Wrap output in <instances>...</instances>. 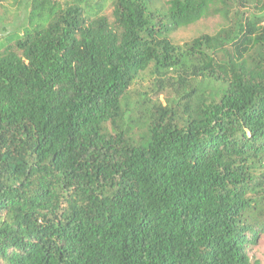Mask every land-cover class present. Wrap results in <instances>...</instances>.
Listing matches in <instances>:
<instances>
[{
	"label": "trees",
	"instance_id": "obj_1",
	"mask_svg": "<svg viewBox=\"0 0 264 264\" xmlns=\"http://www.w3.org/2000/svg\"><path fill=\"white\" fill-rule=\"evenodd\" d=\"M22 3L0 42V264H263L264 0Z\"/></svg>",
	"mask_w": 264,
	"mask_h": 264
},
{
	"label": "rangeland",
	"instance_id": "obj_2",
	"mask_svg": "<svg viewBox=\"0 0 264 264\" xmlns=\"http://www.w3.org/2000/svg\"><path fill=\"white\" fill-rule=\"evenodd\" d=\"M20 1V0H17ZM110 10H106L109 14ZM27 16V7L22 3H16L14 0H0V42L13 31H21L25 24ZM218 18L202 19L195 24L181 28L171 33L174 43L182 44L201 33H212L219 27ZM250 256L261 260L264 264V234L261 235L256 245L250 249Z\"/></svg>",
	"mask_w": 264,
	"mask_h": 264
}]
</instances>
